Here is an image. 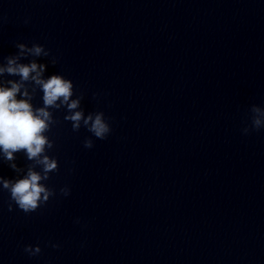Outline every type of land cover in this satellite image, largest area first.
<instances>
[{
    "label": "clouds",
    "instance_id": "clouds-1",
    "mask_svg": "<svg viewBox=\"0 0 264 264\" xmlns=\"http://www.w3.org/2000/svg\"><path fill=\"white\" fill-rule=\"evenodd\" d=\"M16 48L17 54L3 57L4 62L0 63V78L5 75L19 77L18 80L0 79V158L8 162L9 167L17 173V178L0 176V190L10 194L9 211L13 210L15 204L25 214H30L56 195L55 189L46 183L51 178L50 174L59 171L58 159L48 154L55 146V141L50 139L48 133L60 123L54 112L64 109L66 114L63 119L71 122L74 132L84 127L99 140H105L112 128L104 112L85 114L81 107L82 95L73 98L72 80L62 74L45 77L47 64L38 63L35 58L49 57V50L37 43L31 47L18 43ZM28 56L34 59L29 63L20 62ZM56 63L53 58L51 64L54 66ZM38 90L42 92V106L32 103ZM251 113V127L243 129L245 134L264 128V109L253 105ZM93 146L91 138L84 140L85 148L91 149ZM20 152L30 161L24 168L15 162L16 154ZM60 193L67 197L70 189L65 186L60 189ZM24 251L35 256L41 252V248L39 245H27Z\"/></svg>",
    "mask_w": 264,
    "mask_h": 264
}]
</instances>
